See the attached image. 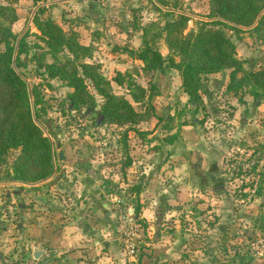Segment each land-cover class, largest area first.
<instances>
[{
    "label": "rangeland",
    "instance_id": "1",
    "mask_svg": "<svg viewBox=\"0 0 264 264\" xmlns=\"http://www.w3.org/2000/svg\"><path fill=\"white\" fill-rule=\"evenodd\" d=\"M0 4L11 5L15 9L17 20L12 24V30L17 35L16 40L28 31L26 40L29 43L35 41L34 34L38 33L32 20L39 7L45 8L41 18H52L64 30L69 27L66 21L74 19L76 24L72 27L80 31V41L91 39L97 44L91 61L100 63L102 73L111 81L113 92L125 96L131 102L127 89L117 85L112 78L117 71H129L136 82L147 86L148 77L141 70L142 62L127 53L128 49L138 51L142 42L141 28L148 26L152 36L156 25H163L164 21L179 13L186 14L190 19L185 31L194 29L199 20H212L207 17V0H181L182 9L173 12V15L159 10L153 0H68L65 4L68 6L65 7L64 0H0ZM262 17L264 21V14ZM225 30L245 70L264 66V28L253 31L246 27L239 33L227 28ZM153 43L162 55H167L163 40ZM33 70L32 64L22 69L29 86L41 81L33 74ZM228 73L225 70L202 75L198 87L201 101L198 102L189 100L184 94L176 70L165 68L156 71L152 81L157 85V93L152 96V102L156 113L164 118V123L170 122L173 116L171 123L177 130V139L172 144L162 142L160 134L165 133V130L161 127L163 122H158L156 118L139 124L135 132H127L135 169L136 166L143 167L142 170L145 168L148 171L146 177L154 175L157 184L168 186V197L174 191L178 196L184 190V185L188 184L183 196L177 197L179 208L174 217H183L180 225L184 224L183 219L189 223L186 224V247L191 251H200L197 252L198 256L191 253L193 264L264 263L263 223L255 226L258 231L252 235V217H264V104L260 98H254L249 89L236 96L227 93L225 86ZM41 90L46 101V114L41 118L42 123L37 124L50 139L55 160L61 151L62 155L72 157L74 161L69 162L73 169L67 167L72 177L67 181L60 178V170L66 169L62 162L56 166L55 180L63 181L64 189L56 187L49 190L50 187L43 186L42 191L46 194L50 191L52 203L58 200L64 204L73 194L70 185L76 181L78 186V181L88 178V169L97 170L99 166V179H103L104 175L108 177L102 189L104 193L112 194V191H116L115 186L119 187L120 164L125 161L126 152L121 143L127 126L102 122L96 111L85 108L71 110L66 97L70 89L57 80H51L50 87L42 85ZM133 105L136 110L140 109L135 103ZM151 136L155 137L151 141L160 145V149L157 155H152L153 164L149 166L150 158L144 157L143 161L148 163L146 165L139 163L142 158L137 157L141 146H144L143 142ZM77 171L80 173L74 174ZM107 174L112 176L113 182ZM23 187L6 180L0 183V264H41L40 259H32L26 252L24 226H15L19 219L15 218L18 212L14 213L13 207L18 201L24 202L25 196L19 190ZM8 190L11 192L10 198ZM180 202L187 205L181 207ZM153 207L149 209L152 216L149 245L154 242L153 221L157 219L158 228L162 217L164 221L166 210L165 207H158L153 214ZM20 208L24 209L23 206ZM164 230L169 231L168 228ZM121 240L124 254L130 255L122 237ZM130 241L136 243L138 249L140 242L145 241L143 233L136 230ZM253 245L257 247L256 252H252ZM201 253L204 255L199 256ZM127 255L122 257L121 264H137ZM43 259H46L45 255Z\"/></svg>",
    "mask_w": 264,
    "mask_h": 264
},
{
    "label": "trees",
    "instance_id": "2",
    "mask_svg": "<svg viewBox=\"0 0 264 264\" xmlns=\"http://www.w3.org/2000/svg\"><path fill=\"white\" fill-rule=\"evenodd\" d=\"M153 1L165 14L173 15L182 9L181 0ZM207 1V17L212 20H199L194 29L185 31L189 17L184 13L174 14L163 25H156L152 36L148 26L141 28L142 42L138 51L124 49L142 62L141 70L148 77V84L143 86L136 82L129 71H117L112 80L127 89L139 110L125 96L113 92L111 81L102 73L100 63L91 61L95 45L80 41L79 31L72 27L76 24L74 19L66 21L69 27L64 30L52 18H41L45 8L39 7L32 20L38 33L34 34L35 41L29 43L26 40L28 31L16 40L17 35L12 30V24L17 20L15 9L0 4V181L36 183L54 172L51 141L37 124L42 123L41 118L46 114L41 87L45 84L50 87L51 80L70 89L66 97L71 110L96 111L102 122L127 126L121 143L125 152L128 151V131L135 132L139 123L150 118L164 123L152 102V96L157 93V85L152 81L156 71L176 70L184 94L189 100L200 102L201 76L228 70L227 93L236 96L249 89L253 97L260 98L264 104V66L245 70L225 30L239 33L246 27L253 31L264 28V13H261L264 0ZM160 39L167 48V55H162L153 43ZM23 54L25 57L22 58ZM28 64L34 66L33 74L40 78V83L30 86L27 83L22 69ZM172 121L173 116L170 122L162 123V129L172 130ZM138 134L142 136L143 133ZM176 139L177 132L166 134L161 140L172 144ZM130 163L127 157L125 164ZM133 212V216L137 215L138 208ZM137 251L139 255L140 248Z\"/></svg>",
    "mask_w": 264,
    "mask_h": 264
},
{
    "label": "crops",
    "instance_id": "3",
    "mask_svg": "<svg viewBox=\"0 0 264 264\" xmlns=\"http://www.w3.org/2000/svg\"><path fill=\"white\" fill-rule=\"evenodd\" d=\"M67 1L68 0H64L63 7L68 6L65 5ZM82 43L86 45L93 43L96 51L97 44L93 42V40L90 39ZM97 48H99V46ZM150 120L151 118L141 123ZM175 132H177V130L174 127L170 131L165 130V133L160 134V136L163 137L166 134H173ZM142 135L144 136V134ZM128 137V151L125 153L126 155H124L125 161L120 164L119 187L115 186L114 190L116 191H112V194L104 193L102 187H104L105 179H108V177L104 175L103 179H99L101 171H98V166V168H96L97 170L88 169V178L78 181V186L77 183L75 184L76 181H74V184L70 185L73 192L67 199L70 201L63 200L64 204H61L59 203L60 201L57 200V202L52 203L50 191L46 194L42 189L43 186L50 187L49 190L56 187L60 189L65 188V183L63 181L56 182L55 180L56 166H60V162H62L63 166L66 168L63 171L60 170V178L65 181L72 178L68 174L67 167L73 169L69 162L74 163V161H72V157L61 156V151L59 157L56 159L57 161L54 158L55 170L47 179L27 184L10 182L24 186L23 189L19 190L20 193H23L25 196V200L24 202L18 201L19 203L15 204L13 209L15 210L14 213L18 212L15 218L19 219V221L15 223V226L18 228L24 226V245L26 252H28L32 259H40L41 264H121L122 257L127 255L124 254L121 233L115 217V207L116 205H121L130 213L131 217L134 218H132V222L136 227H141L136 230L143 233L145 240L140 242L139 255L138 251L131 257L127 255L133 260L132 262H137V264H193L191 253L198 256L197 252L200 251H191L189 250L190 248L186 247L188 244V229L186 228V224L189 223L185 221L186 219H183L182 222H184V224L180 225V221L183 217L181 215L179 217L180 219L174 217L177 208H179L177 205L179 203L176 201L177 197L181 198L183 196V193H185L184 190H187L189 187L188 184H186L187 186L184 185V190L181 194H178V196L174 191L170 193L168 197L166 193L168 186L165 187L160 183L157 184L154 175L146 177L148 171L145 168L144 170H142L143 167L139 166H136V169L134 168L135 159L133 155L130 154ZM154 138L155 137L151 136L149 139H146V142H143L144 146H141V152L137 157L142 158L139 163H146L143 161L144 157H146V159L150 158L149 162L151 164L149 166L153 164L151 158L157 155L160 149V145H156V143L152 142ZM127 157L131 160L129 165L125 164L127 162ZM153 160L155 161L156 159L153 158ZM146 165H148V163H146ZM79 173L80 172L77 171L74 174L78 175ZM74 178L73 176V179ZM111 178L112 176L109 175L110 181L113 182ZM1 182L2 181H0V183ZM77 189L79 190L78 193L76 192ZM7 192L10 198V190ZM131 199H133V201L130 203L129 201ZM182 202H180L181 207L187 205V203L183 204ZM187 202H189V200ZM151 205L154 206L153 214L157 211L158 207H165L166 210L163 214V220L167 223H164V221L162 222V217L158 224L160 226L157 228V219L153 221L155 223L154 242L152 245H149L150 236L148 234L151 228L150 220L152 218L149 209L152 207ZM22 206L24 207L23 210L20 208ZM134 208H138V213L135 216L132 215V213H134ZM168 218H170L169 221H167ZM258 223H263V227V216L252 217V235L254 233L256 234V231H258L255 227L256 225L258 226ZM164 225L167 226L163 227ZM166 228H168L169 231L164 232ZM18 231H21V229ZM181 245L183 246L182 249H180ZM34 253H38V258H34ZM44 255L46 259H43ZM147 255L150 256L148 257ZM203 255L204 253H201L199 256Z\"/></svg>",
    "mask_w": 264,
    "mask_h": 264
},
{
    "label": "built area",
    "instance_id": "4",
    "mask_svg": "<svg viewBox=\"0 0 264 264\" xmlns=\"http://www.w3.org/2000/svg\"><path fill=\"white\" fill-rule=\"evenodd\" d=\"M115 208H116L115 209L116 221L118 223V226H119V229H120V233H121V237L123 238V241L125 243V247L127 249V252L130 255H135L137 253L136 243H132L130 241V237L134 233L136 234V227H134V225H133L134 223H132V219L130 218L131 215L121 205H116ZM256 248L257 247L254 248V245H253L252 252L254 250L256 252L257 251Z\"/></svg>",
    "mask_w": 264,
    "mask_h": 264
},
{
    "label": "water",
    "instance_id": "5",
    "mask_svg": "<svg viewBox=\"0 0 264 264\" xmlns=\"http://www.w3.org/2000/svg\"><path fill=\"white\" fill-rule=\"evenodd\" d=\"M60 155L62 156V154L60 153ZM34 258H38V253H34ZM264 264V263H261Z\"/></svg>",
    "mask_w": 264,
    "mask_h": 264
}]
</instances>
